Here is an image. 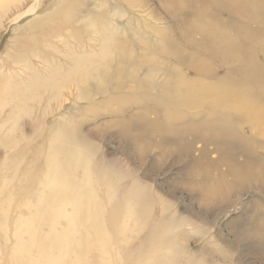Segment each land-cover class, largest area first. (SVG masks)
Returning <instances> with one entry per match:
<instances>
[{
  "label": "rangeland",
  "instance_id": "obj_1",
  "mask_svg": "<svg viewBox=\"0 0 264 264\" xmlns=\"http://www.w3.org/2000/svg\"><path fill=\"white\" fill-rule=\"evenodd\" d=\"M55 1L42 0L38 12ZM119 3L124 9H129L130 3L135 5L137 18L149 24L147 33L153 37L154 29H160L179 47L183 59L196 60L214 71V76L252 92L264 115V19L253 15L246 0ZM17 12L1 21L0 59H5L9 49L5 45L16 28L33 15L6 26ZM222 35L237 48L231 52L239 51L238 56L211 55V50H217L214 46L224 44ZM217 36L220 39L213 43L207 39ZM153 56L151 63L164 60L171 66L176 59L159 48ZM181 71L187 77L192 75L184 66ZM77 95L74 89L67 90L61 109L78 110L84 103L74 105L72 98ZM146 108L145 116L153 119L152 107L144 105L128 108L122 117L120 112L109 116L97 111L96 116L89 110L73 121L76 140L89 155L99 205L93 225L99 223L100 231L91 229L89 244L82 246L83 255L76 257L74 247L76 251L69 250L64 264H78L79 260L87 264H264V149L260 145L264 137L259 140L245 125L205 119L206 112L195 108H172L174 112H200L194 121L167 122L165 113L160 112L161 121L147 125L146 118H136L143 116ZM7 114L8 109L0 112L3 135L10 128ZM37 117L41 120L43 114L30 115ZM30 118L22 117L19 122L20 130L15 133L18 145L9 149L0 145V264H29L30 260L32 264H55L58 259L57 248L49 256L37 258V247L32 246L35 239L28 236L25 225L33 212L26 205L51 190L40 183L51 178L64 180L66 174L65 166L56 170L44 163L45 155L30 163L34 167L31 173L25 169L29 154L45 144L34 142L33 134L41 125L34 122L31 128ZM72 169L80 179L83 169ZM48 173L53 175L49 178ZM4 179L8 183L2 184ZM48 197V225L42 226L43 233L36 237L49 236L50 221L51 227L57 228V222L65 227L68 220L64 213L56 212L70 210L65 200H69V192L54 196L51 191ZM89 227L84 226V231ZM16 251L21 255L18 261L14 259Z\"/></svg>",
  "mask_w": 264,
  "mask_h": 264
},
{
  "label": "bare ground",
  "instance_id": "obj_2",
  "mask_svg": "<svg viewBox=\"0 0 264 264\" xmlns=\"http://www.w3.org/2000/svg\"><path fill=\"white\" fill-rule=\"evenodd\" d=\"M41 1L0 0V24L3 18L7 19L15 11L18 12L5 23L6 26L33 14L24 25L16 28L17 32L5 45L9 48L5 59H0V112L8 109L6 122L10 123L6 135L0 132V145L8 149L18 145L20 140L15 138V133L20 130L22 117L30 118L36 112L43 114L41 120L39 117L30 118V127H34V122L41 125L39 131L33 134V139L38 144L45 142L46 147L45 144L39 146L29 154L30 161L25 169L31 173L34 167L30 163L44 155V163L56 170L65 166L64 180L51 178L40 184L48 185L49 192H54V196L68 191L69 200H65L70 210L56 212L67 216L65 227L58 222L57 228L51 227L50 221L49 236L36 237V233H43L41 227L48 225L46 199L49 192L43 193L35 203L26 205L33 208V212L31 219L25 220V225L30 231L28 236L35 239L32 246L37 247V258H45L57 248L55 264H64L69 250L76 251L74 247L77 249L74 253L76 257L83 255L82 246L83 243L89 244L91 229L93 232L100 231L99 223L93 225L99 205L92 186L89 155L78 144L73 124L79 116L94 110L96 116L98 111V115L109 116L120 112L122 117L128 108L149 105L154 118L149 120L145 116L148 108L143 116L137 115L136 118L147 119V125L158 123L161 121L158 114L164 112L167 122L179 123L189 118L194 121L200 112H174L173 107L195 108L206 112L205 119L245 125L251 134L261 140L264 137V115L260 112V102L252 92L242 87L237 89L226 78L214 76V71L199 65L196 60L191 63L183 59L179 47L160 29H154L152 33L155 36L151 37L146 31L149 24L137 18L139 11L134 10L135 5L130 3L129 10L121 7L119 0H56L38 12ZM246 2L253 15L264 19V0ZM25 4L28 5L24 7ZM222 36L224 44L214 46L217 50H211V55L217 52L222 57L228 54L238 56L239 51L231 52L237 48L233 47L228 37ZM207 39L213 43L220 37ZM157 48L176 58L173 66L164 60L151 63L153 59L149 58L155 57L153 54ZM182 66L189 69L192 75L187 77L181 71ZM160 76L163 81L159 80ZM70 88L78 93L72 98L74 105H78L77 101L84 104L78 110L75 108L67 112L61 109V101L66 99L65 92ZM260 143L264 149V141ZM42 148L43 151L46 148L45 154ZM72 167L83 169L80 179L75 178ZM14 168L16 172L17 164ZM51 175L53 173L47 174L49 178ZM6 183L4 179L2 184ZM82 217L85 220H81ZM84 226L90 230L84 231ZM15 254L14 259L18 261L21 255L18 256V251ZM32 262L30 260L29 264ZM77 263L87 264L83 260Z\"/></svg>",
  "mask_w": 264,
  "mask_h": 264
}]
</instances>
